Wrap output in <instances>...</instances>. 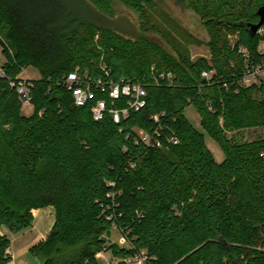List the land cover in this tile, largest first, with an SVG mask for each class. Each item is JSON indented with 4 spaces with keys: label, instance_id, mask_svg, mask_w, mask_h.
Here are the masks:
<instances>
[{
    "label": "trees",
    "instance_id": "16d2710c",
    "mask_svg": "<svg viewBox=\"0 0 264 264\" xmlns=\"http://www.w3.org/2000/svg\"><path fill=\"white\" fill-rule=\"evenodd\" d=\"M116 1L144 24L149 19L151 0L79 3L84 11L92 4L111 13ZM191 4L209 25V60L193 61L148 37L132 39L72 17L63 0H0L6 76L15 79L28 66L41 74L32 80L29 116L15 88L0 78V264L12 258L2 227L21 232L32 225L34 210L47 206L56 210L55 224L30 249L42 264H101L102 250L120 260L141 249L147 264H264V138L227 137L228 131L264 127V85L239 84L246 68L263 58L261 37L251 35L250 24L259 22L264 0ZM227 30L239 32L249 58L240 44H227ZM103 66L110 79L141 81L147 89L146 106L120 123L109 116L95 120L92 101L77 107L61 82L73 70L104 77ZM211 70L207 81L202 73ZM165 71L173 82L156 84ZM190 105L224 149L223 161L185 116ZM159 126L178 143L164 140L159 148L135 141L136 129ZM102 203L111 207L104 211ZM113 225L134 249L109 244Z\"/></svg>",
    "mask_w": 264,
    "mask_h": 264
},
{
    "label": "rangeland",
    "instance_id": "374dc122",
    "mask_svg": "<svg viewBox=\"0 0 264 264\" xmlns=\"http://www.w3.org/2000/svg\"><path fill=\"white\" fill-rule=\"evenodd\" d=\"M79 1L88 3L87 0H78V2L77 0H63L64 6L68 7L72 17L88 18L91 22L93 21L101 26L112 27L124 36L132 39L148 37L170 53L175 55L181 53L193 61L199 58L209 60L212 57V36L207 19L192 6L191 0H151L152 4L147 5L146 8L148 9L149 19H146L145 24L144 18L138 12L120 1L114 3L111 13L103 12L92 4H88L87 11H84L82 10L83 4L79 3ZM225 37L229 46L240 44L238 31L227 30ZM260 44L261 39L259 41ZM0 46V63L3 64L7 61V56L4 53V45L0 44ZM239 47L240 49H244L246 55H249L247 46L240 44ZM21 76L37 80L40 79L41 74L35 67L28 66L23 69ZM252 85L261 86L260 84H249L245 86ZM257 95L260 96L259 94ZM22 113L26 116L31 115L33 113V105L23 103ZM185 116L196 129L205 134L206 144L215 159L218 162L223 161L225 159L224 149L217 140L203 129L201 117L195 106H188L185 110ZM227 137L238 142L264 138V127L228 131ZM106 233L110 240L109 244L116 242L120 246L126 245L121 243L123 233L115 225ZM22 239L14 244L13 250L20 245V242L24 241ZM101 252H103V256L99 257L100 263L105 262L104 256L107 258L111 254L113 255L111 250H102ZM26 256L28 257L29 264H39L40 261L31 253Z\"/></svg>",
    "mask_w": 264,
    "mask_h": 264
},
{
    "label": "built area",
    "instance_id": "2783aa9c",
    "mask_svg": "<svg viewBox=\"0 0 264 264\" xmlns=\"http://www.w3.org/2000/svg\"><path fill=\"white\" fill-rule=\"evenodd\" d=\"M257 33L261 37V44L258 50L263 58L261 63L250 65L246 68L239 82L242 86L249 84L264 85V24ZM240 51L244 53L246 58H249L244 49H240ZM103 70L106 73L104 77H93L87 72L82 74L78 70H73L61 79L63 85L72 93L77 107H84L92 101L91 112L95 120H103L106 116H109L115 123H120L122 120L128 118L132 111L138 112L146 106L147 89L143 82L115 81L108 77L110 71L105 66H103ZM214 74V70L203 71L202 76L207 81H210ZM0 78H7L9 85L15 88L22 103L31 104L32 79L21 76V74L15 79L8 78L4 63H0ZM161 80L171 84L173 82V74L168 71L162 72L156 77L155 83L159 84ZM120 101H123V103L120 104ZM154 119L159 121L160 116L154 115ZM162 130L160 126L153 132L138 128L136 129L135 141L137 143L142 142L147 147L159 148L165 146L164 140L168 144L178 143L179 140L176 136L164 137ZM109 184L114 185L113 182ZM108 196H111V194H108ZM101 206L106 211V209L111 207V204L102 203ZM107 217L111 218V216ZM121 243L134 249L133 243L124 233ZM149 259L150 257L147 252L141 249L136 250L133 255L120 259L116 264H147Z\"/></svg>",
    "mask_w": 264,
    "mask_h": 264
},
{
    "label": "crops",
    "instance_id": "0c3cea01",
    "mask_svg": "<svg viewBox=\"0 0 264 264\" xmlns=\"http://www.w3.org/2000/svg\"><path fill=\"white\" fill-rule=\"evenodd\" d=\"M55 221V208L53 206H47L41 209L34 210V220L32 225L21 232L14 233L6 226H3L1 232L6 235L11 241L10 254L12 258L8 264H29V261L27 259L28 257L26 255L31 253L30 249L32 246L47 237V235L52 230ZM20 239L24 241L21 240L22 242H20V245L17 246L15 250H13L12 248L14 244L16 242H19ZM102 253L103 252H100L97 255L98 260L99 257L103 256ZM113 256L114 255L112 254L107 258H105L104 256L105 262H101V264H116L119 259ZM37 259L40 261L39 264H42L41 260L38 257Z\"/></svg>",
    "mask_w": 264,
    "mask_h": 264
},
{
    "label": "water",
    "instance_id": "95a60500",
    "mask_svg": "<svg viewBox=\"0 0 264 264\" xmlns=\"http://www.w3.org/2000/svg\"><path fill=\"white\" fill-rule=\"evenodd\" d=\"M257 14L260 17L259 22L255 24H250V32L252 36H255L260 27L264 24V5L258 9Z\"/></svg>",
    "mask_w": 264,
    "mask_h": 264
}]
</instances>
